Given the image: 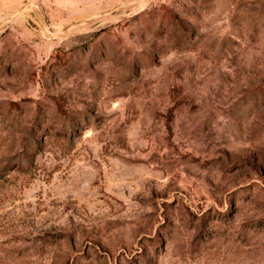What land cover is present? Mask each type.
I'll list each match as a JSON object with an SVG mask.
<instances>
[{"label": "rangeland", "instance_id": "1", "mask_svg": "<svg viewBox=\"0 0 264 264\" xmlns=\"http://www.w3.org/2000/svg\"><path fill=\"white\" fill-rule=\"evenodd\" d=\"M0 264H264V0H0Z\"/></svg>", "mask_w": 264, "mask_h": 264}]
</instances>
